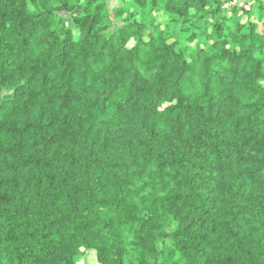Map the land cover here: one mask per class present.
Wrapping results in <instances>:
<instances>
[{"label":"trees","instance_id":"trees-1","mask_svg":"<svg viewBox=\"0 0 264 264\" xmlns=\"http://www.w3.org/2000/svg\"><path fill=\"white\" fill-rule=\"evenodd\" d=\"M109 1L0 0V264H264V0Z\"/></svg>","mask_w":264,"mask_h":264},{"label":"rangeland","instance_id":"rangeland-1","mask_svg":"<svg viewBox=\"0 0 264 264\" xmlns=\"http://www.w3.org/2000/svg\"><path fill=\"white\" fill-rule=\"evenodd\" d=\"M119 4L118 0H110L109 1V6L112 8L114 6H117ZM228 8V5H226L225 9ZM94 254V253H93ZM87 254L86 257H84V259L79 263V264H95V254Z\"/></svg>","mask_w":264,"mask_h":264}]
</instances>
